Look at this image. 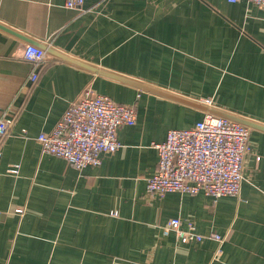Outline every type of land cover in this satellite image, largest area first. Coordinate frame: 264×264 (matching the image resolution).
Instances as JSON below:
<instances>
[{"label": "crops", "instance_id": "0c3cea01", "mask_svg": "<svg viewBox=\"0 0 264 264\" xmlns=\"http://www.w3.org/2000/svg\"><path fill=\"white\" fill-rule=\"evenodd\" d=\"M0 0V118L15 115L0 159V264H264V128L251 126L239 196L150 194L154 142L216 109L264 126V10L247 0ZM49 54L31 84L27 44ZM48 48L155 90L62 59ZM136 107L120 148L76 168L43 153L86 91ZM161 91V92H159ZM204 105L203 103H201ZM206 106V105H204ZM258 156L260 157L258 159ZM19 165V173L9 171ZM174 217L219 241L164 233Z\"/></svg>", "mask_w": 264, "mask_h": 264}, {"label": "built area", "instance_id": "2783aa9c", "mask_svg": "<svg viewBox=\"0 0 264 264\" xmlns=\"http://www.w3.org/2000/svg\"><path fill=\"white\" fill-rule=\"evenodd\" d=\"M83 1L67 0L66 5L75 8ZM247 1L264 10V0ZM24 57L33 63L29 79L34 84L49 54L42 46L30 43L25 46ZM198 102L213 107L210 98ZM14 118L10 109L0 118V159L1 143L11 132ZM136 121L134 105L88 90L66 109L51 130L40 133L38 140L43 153L58 155L74 167L84 168L100 164L104 153L117 151L121 146L120 127ZM250 132L251 126L210 110L191 127L170 129L164 141L153 143L159 159L157 171L147 178L148 192L163 195L174 191L193 194L204 191L215 201L223 195L239 196L245 179V161L251 151ZM9 171L18 174L19 165H12ZM3 214L0 210V219ZM181 223L179 217L171 218L163 227L164 233L176 231L185 243L212 237L219 241L217 253L222 251L226 235H203L197 231L195 222L190 221L186 229L181 228Z\"/></svg>", "mask_w": 264, "mask_h": 264}, {"label": "water", "instance_id": "95a60500", "mask_svg": "<svg viewBox=\"0 0 264 264\" xmlns=\"http://www.w3.org/2000/svg\"><path fill=\"white\" fill-rule=\"evenodd\" d=\"M48 51H50V52H52V53H55L56 56H58V57H60V58H62V59L71 60V61H73V62H75V63H78V64H81V65H83V66L89 67V68H91V69H93V70H95V71H99L101 74H104V75H107V76H110V77H113V78H116V79H121V80L127 81V82H129V83L135 84V85L140 86V87H145V88H148V89H151V90H155V91H157L156 89H153V88L148 87V86H146V85H143V84H141V83H137V82H135V81H133V80H129V79H126V78H124V77H120V76H118V75H115V74H112V73H109V72H106V71H103V70H99V69H97V68H95V67H92V66L87 65V64H85V63L79 62V61H77V60H75V59H72V58H70V57H67V56L61 54V53H58L57 51H53V50L50 49V48H48ZM159 92H161V91H159ZM163 94H165V95H167V96H170V97H174V98H176V99H179V100L184 101V102H187V103L194 104V105H196V106H201V107H203L204 109H206V110H210L211 112H213V113H215V114H221V115H223V116H227V117H230V118L236 119V120L241 121V122H243V123H245V124H247V125H249V126L264 128V126H261V125H258V124H256V123H253L252 121H249V120H247V119H244V118H241V117H237V116H235V115H231V114H229V113H225V112H222V111H219V110H216V109L209 108V107H207V106L202 105L201 103H196V102H194V101H189V100H187V99H184V98H181V97H178V96H174V95H171V94H169V93H163ZM3 217H4V215L2 216L1 219H3Z\"/></svg>", "mask_w": 264, "mask_h": 264}]
</instances>
